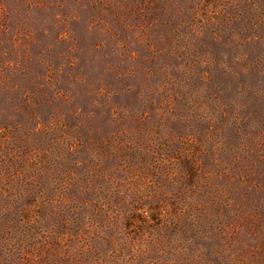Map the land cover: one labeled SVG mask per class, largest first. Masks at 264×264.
Instances as JSON below:
<instances>
[{
  "label": "rangeland",
  "instance_id": "rangeland-1",
  "mask_svg": "<svg viewBox=\"0 0 264 264\" xmlns=\"http://www.w3.org/2000/svg\"><path fill=\"white\" fill-rule=\"evenodd\" d=\"M0 264H264V0H0Z\"/></svg>",
  "mask_w": 264,
  "mask_h": 264
}]
</instances>
